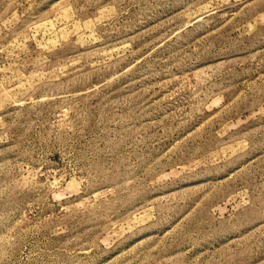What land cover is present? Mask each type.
<instances>
[{"label":"rangeland","instance_id":"rangeland-1","mask_svg":"<svg viewBox=\"0 0 264 264\" xmlns=\"http://www.w3.org/2000/svg\"><path fill=\"white\" fill-rule=\"evenodd\" d=\"M0 264H264V0H0Z\"/></svg>","mask_w":264,"mask_h":264}]
</instances>
